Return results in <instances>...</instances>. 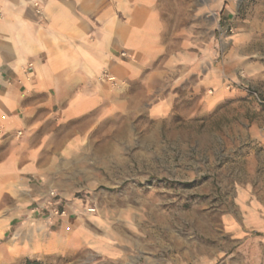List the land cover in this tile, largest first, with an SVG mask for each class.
Masks as SVG:
<instances>
[{
	"label": "rangeland",
	"instance_id": "374dc122",
	"mask_svg": "<svg viewBox=\"0 0 264 264\" xmlns=\"http://www.w3.org/2000/svg\"><path fill=\"white\" fill-rule=\"evenodd\" d=\"M215 13L194 41L218 53L205 61L195 47L177 68L161 65L163 91L50 152L49 192L70 210L62 248L41 261L264 264L252 215L264 217V0H225ZM216 76L220 92L196 87ZM161 99L170 105L154 111Z\"/></svg>",
	"mask_w": 264,
	"mask_h": 264
},
{
	"label": "crops",
	"instance_id": "0c3cea01",
	"mask_svg": "<svg viewBox=\"0 0 264 264\" xmlns=\"http://www.w3.org/2000/svg\"><path fill=\"white\" fill-rule=\"evenodd\" d=\"M224 5L225 0H0V264L41 260L62 248L66 234L58 225L64 219L32 212L49 196L50 152L64 149L81 128L130 105L138 108L146 93L163 91L161 65L177 68L195 47L205 61L218 53L213 43L198 46L194 40L202 38L204 16L206 29L209 13L218 14ZM217 78L196 87L218 93ZM169 105L161 99L152 109ZM252 215L256 228L264 229V217Z\"/></svg>",
	"mask_w": 264,
	"mask_h": 264
},
{
	"label": "built area",
	"instance_id": "2783aa9c",
	"mask_svg": "<svg viewBox=\"0 0 264 264\" xmlns=\"http://www.w3.org/2000/svg\"><path fill=\"white\" fill-rule=\"evenodd\" d=\"M38 6V3H36ZM3 15V11L0 7V16ZM109 77V76H107ZM57 197V193L55 191H50L48 198L42 203H37L33 206L32 212L41 214L44 210L49 211L50 217H63L67 215V208L61 207L55 198Z\"/></svg>",
	"mask_w": 264,
	"mask_h": 264
},
{
	"label": "trees",
	"instance_id": "16d2710c",
	"mask_svg": "<svg viewBox=\"0 0 264 264\" xmlns=\"http://www.w3.org/2000/svg\"><path fill=\"white\" fill-rule=\"evenodd\" d=\"M22 264H46V263L41 261V260H37V259H34V260L28 259L25 262H23Z\"/></svg>",
	"mask_w": 264,
	"mask_h": 264
}]
</instances>
